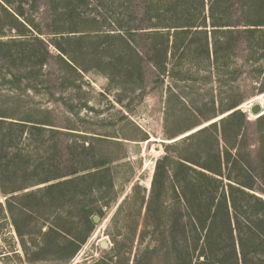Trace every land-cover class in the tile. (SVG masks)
<instances>
[{"label": "rangeland", "instance_id": "374dc122", "mask_svg": "<svg viewBox=\"0 0 264 264\" xmlns=\"http://www.w3.org/2000/svg\"><path fill=\"white\" fill-rule=\"evenodd\" d=\"M253 1L252 16L245 0H89L66 12L65 1L50 6L39 0L26 11L28 27L48 41L49 54L39 63L13 45L9 59L0 57V175L19 189L14 194L35 195L22 200L28 208L14 202L10 211L0 188V264H162L159 224L147 204L153 195L157 211L174 194L168 163L157 172V161L168 151L171 159L201 162L206 150L195 149L209 133L195 132L229 114L233 103L246 114L242 154L256 169L243 179L264 197L258 116L248 108L260 101L264 111V26L245 25L264 19V0ZM186 19L193 26L164 27ZM133 25L139 29L126 33ZM70 30L115 34L70 44L76 51L89 47L93 56L68 65L50 42L58 32L79 34ZM219 145L225 155V143ZM230 152L233 160L235 149ZM98 167L105 171L92 174ZM85 211L99 217L91 230ZM83 237L72 253L70 240ZM223 258L217 259L231 264Z\"/></svg>", "mask_w": 264, "mask_h": 264}, {"label": "trees", "instance_id": "16d2710c", "mask_svg": "<svg viewBox=\"0 0 264 264\" xmlns=\"http://www.w3.org/2000/svg\"><path fill=\"white\" fill-rule=\"evenodd\" d=\"M38 1L0 0V57L9 59L13 45H21L24 51L29 50L30 53L32 52L31 55L35 56L39 63L46 61L49 54L47 50L48 41L45 42L38 35H33L28 27V19L26 17V11L34 10L38 5ZM46 1L50 6H56L54 4L56 1H65L66 4L62 10L66 12V10L89 0ZM76 1L77 3H75ZM214 1L217 2L218 0ZM243 9L246 10L248 16H252L255 10L254 1L245 0ZM229 25L228 23L223 25L213 24V26ZM245 25L264 26V19L252 20ZM135 26L133 25V27L126 29L125 32L135 33V30L139 29ZM189 26H193V23L186 19L185 23L182 22L179 25L172 26L166 25L164 27L185 28ZM254 29L256 28L249 27L245 30L252 32ZM224 30V33H230L231 29ZM10 31L15 34L8 35L7 33ZM69 32H77L79 34L69 35L67 33L64 35L63 32H58L59 35L55 36L53 42H50L59 52L57 54L58 59L65 63H67L66 61L92 60L93 54H90L92 49L89 47L86 49L81 48L79 51L73 50L74 45L78 41L84 40L91 44L97 38L104 36L114 37L115 34L114 31L112 33L105 31L99 33L100 31L97 32L95 30H70ZM150 32L152 34H161L160 32L162 31L154 29ZM116 34L124 42H127V39L123 38L122 35ZM4 37L8 38L3 39ZM25 39L28 42L32 41V44L26 43ZM61 41H68L69 47L63 46ZM167 42L168 38L166 35V45ZM70 44L73 47L70 48ZM36 45L40 53H38L39 50H35ZM237 106L238 103L231 104L228 109L233 110L229 114L195 132V135L209 133L206 138L198 143L199 149H195L198 154L203 152L201 149L206 150L201 162L195 163L190 157L174 160L170 158L168 151L157 161V172L163 170L164 163L166 165L168 163L171 170L169 182L174 194L171 204L159 207L157 211L152 208L155 199L153 195L147 204L148 215L155 219L156 225L159 224V228L155 230L159 236L158 241L161 243L158 248V257L160 259L159 262L162 264H221L222 261L217 259L220 254L224 258L227 255L231 260V264H264V197L251 192V184L245 183L243 179L245 176L253 178V175H255L254 170L256 169L244 159V153L242 154L247 138L245 132L246 114L240 108H236ZM22 121L33 122L31 120ZM0 122H3V120L0 119ZM10 124L26 125L25 123L13 121ZM256 124L258 125L257 133L259 136V148H257V151L263 155L261 165L264 169V113L256 118ZM211 128L217 129L218 134L212 137L209 132ZM231 138H233V142ZM220 141L226 145L225 150H223L225 155H222L219 145ZM231 147L235 149V158L233 160L231 159ZM165 149H168L167 145H165ZM98 168L92 174H96L98 171H105V167ZM234 170L236 174L232 176L231 173ZM73 174H76V171ZM74 178L51 183L47 189L52 191L73 182ZM261 179L264 184V171L261 174ZM154 183L155 181L153 180V185ZM0 188L1 192L5 196L7 195L5 207L10 211L14 202L20 208H28L27 205L22 203V200L35 195L33 192L20 195L14 194L19 189L7 187L1 175ZM235 192L241 193V198L236 197L237 193ZM249 197L253 199L252 203L248 201L250 200ZM0 208H3L2 202H0ZM82 215L86 219V224L90 226L87 230H91L94 215L91 216L90 214L89 218L87 211ZM82 215L81 218H83ZM15 229L18 235L21 236L18 226ZM84 239L85 237L78 239L77 242L70 240L71 244H74L72 253ZM47 245L45 244L43 249ZM40 250L42 248L39 247L37 251ZM178 259L182 260L179 261Z\"/></svg>", "mask_w": 264, "mask_h": 264}, {"label": "water", "instance_id": "95a60500", "mask_svg": "<svg viewBox=\"0 0 264 264\" xmlns=\"http://www.w3.org/2000/svg\"><path fill=\"white\" fill-rule=\"evenodd\" d=\"M249 112H250L251 115H254V116L262 115L264 113L263 104L260 101L252 103L249 106ZM93 221L94 222H98L99 221V217L97 215H94L93 216ZM99 244H100V246L102 248H106L108 246V243H107V241L105 239H102Z\"/></svg>", "mask_w": 264, "mask_h": 264}, {"label": "bare ground", "instance_id": "6f19581e", "mask_svg": "<svg viewBox=\"0 0 264 264\" xmlns=\"http://www.w3.org/2000/svg\"><path fill=\"white\" fill-rule=\"evenodd\" d=\"M249 108V107H248Z\"/></svg>", "mask_w": 264, "mask_h": 264}]
</instances>
